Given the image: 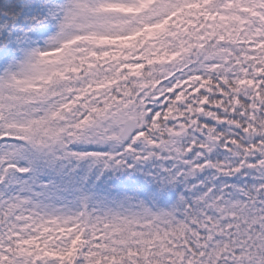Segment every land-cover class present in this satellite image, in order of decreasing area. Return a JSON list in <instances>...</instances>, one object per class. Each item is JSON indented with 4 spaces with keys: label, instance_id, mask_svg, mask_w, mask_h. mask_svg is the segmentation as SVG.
Wrapping results in <instances>:
<instances>
[{
    "label": "snow or ice",
    "instance_id": "obj_1",
    "mask_svg": "<svg viewBox=\"0 0 264 264\" xmlns=\"http://www.w3.org/2000/svg\"><path fill=\"white\" fill-rule=\"evenodd\" d=\"M0 264H264V0H0Z\"/></svg>",
    "mask_w": 264,
    "mask_h": 264
}]
</instances>
